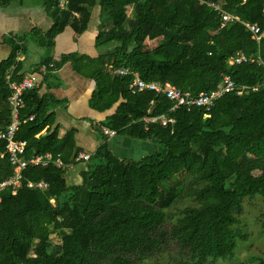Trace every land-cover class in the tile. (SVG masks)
Segmentation results:
<instances>
[{"label":"trees","instance_id":"trees-1","mask_svg":"<svg viewBox=\"0 0 264 264\" xmlns=\"http://www.w3.org/2000/svg\"><path fill=\"white\" fill-rule=\"evenodd\" d=\"M8 1L0 0V6ZM60 1L43 0L52 25L29 33L46 52L38 64L45 67L44 82L48 88L58 86L50 82L58 79L53 73L70 63L94 82L92 110L115 107L95 127L102 143L88 161H80V184L67 186L65 168L29 165L15 194L1 192L0 264H217L231 259L238 242L246 240L235 229L243 200L259 196L264 201V68L258 64L264 63V36L252 39L241 23L264 32V0H64L63 6ZM96 7L98 56L73 53L54 60L56 37L67 27L84 33ZM221 12L239 22L219 29ZM25 38L2 39L10 53L0 62V131L11 120L7 76L11 82L23 78L17 59ZM154 40L156 45L147 49L145 42ZM238 52L254 62L229 64ZM108 67L129 69L144 82H168L194 96L218 89L224 77L246 88L239 96L224 94L209 113L179 108L172 114L175 125L146 126L144 117L167 113L172 103L152 91L132 94L133 76H113ZM23 100L20 120L34 116L17 131L27 143L25 158L50 153L53 161L57 156L69 160L74 132L59 137L57 129L49 130L54 113L48 111L60 101L39 97L37 88L25 92ZM101 127L129 139H154L156 152L137 162L120 160L108 149ZM1 154L0 183L12 175L2 140ZM40 181L46 189L26 187ZM186 198L196 205L179 215L171 211ZM52 235L58 242L51 241Z\"/></svg>","mask_w":264,"mask_h":264},{"label":"crops","instance_id":"crops-1","mask_svg":"<svg viewBox=\"0 0 264 264\" xmlns=\"http://www.w3.org/2000/svg\"><path fill=\"white\" fill-rule=\"evenodd\" d=\"M96 9L98 10V21L93 27ZM99 15V8H94L88 27L81 35L75 34L69 27L58 35L52 50L53 59L58 61L62 55L73 53L96 58L100 53L94 46V38L101 22ZM51 25L52 21L45 12L43 0H9L0 6V62L6 59L10 53L9 46L2 43L3 37L26 35L25 40L21 42L23 51L17 59L23 63L22 79H30L35 84L39 97L49 95L60 101L58 104H53L48 111L54 113V122L49 130L57 129L59 137H62L67 131H73L75 146L72 154L76 151L75 155L78 153L90 155L102 143L100 134L96 132L95 127L105 117L113 113L115 106L104 113L92 110L89 106V99L94 90V82L74 72L70 63L63 65L53 73V75H57L58 79L57 81L52 79L50 82L53 85L58 84V86L47 87L43 80L45 67H38V64L46 56V52L36 51V54L29 60L27 53L30 48L35 50L36 46L29 35L32 29L45 32ZM33 75H36V78H32ZM46 129L47 127L41 134H44ZM107 142L110 152L120 160L137 162L144 156L156 152V140L154 139L140 141L115 135L111 138L107 137ZM82 169L83 164L80 162L65 168L64 178L67 186L80 184L79 172Z\"/></svg>","mask_w":264,"mask_h":264},{"label":"built area","instance_id":"built-area-1","mask_svg":"<svg viewBox=\"0 0 264 264\" xmlns=\"http://www.w3.org/2000/svg\"><path fill=\"white\" fill-rule=\"evenodd\" d=\"M65 3L64 0L60 1V6ZM218 10V7L214 6ZM239 22L237 17L231 16L227 13L221 12V22L219 29L223 28L227 23ZM246 30L251 33L252 39L258 41L261 36H264V32L261 33L259 27L256 24L247 22H241ZM252 58L246 57L244 54L238 52L229 59V64H241V63H253ZM264 68V63H258ZM109 73L113 76H126L132 75L133 81L129 84L128 90L132 93H140L144 91H152L156 94H163L171 103L172 106L167 113L151 116L147 115L142 119L145 125L157 123L161 127L173 126L176 123L175 118L172 114L179 108H185L190 111L192 108L203 109L206 113H209L211 108L224 94L235 92L236 95H241L242 90L246 87H236L233 81L229 77H224V82L218 89L201 92L198 95H192L190 92H182L175 88L168 82L162 83L158 81L144 82L138 77L136 72L130 71L129 69H113L108 68ZM8 85L10 89V95L7 98L8 106L11 110V120L8 126L0 131V140L5 142V154L8 157L9 163L12 167V175L5 181L0 183V194L5 189H10L11 194H15L16 191L21 187L23 180V172L29 165L46 167L49 164H53L57 168H67L74 165L76 162L88 161L90 155L78 153L75 157L69 160H64L61 156L53 161L51 154L47 153L44 156H36L30 159L25 158L26 141L17 137V131L22 122L32 121L33 115L27 117L25 120H20V111L24 107L23 96L24 93L35 88V84L27 78L21 81L14 82L9 81L7 76ZM264 85V82L263 84ZM253 88L252 90H254ZM150 112V110H149ZM207 116V115H205ZM102 134L108 138L114 137L115 132L101 128ZM4 154H1L2 157ZM26 187L29 189L44 190L47 188V184L43 181L40 182H28ZM1 202V196H0Z\"/></svg>","mask_w":264,"mask_h":264},{"label":"rangeland","instance_id":"rangeland-1","mask_svg":"<svg viewBox=\"0 0 264 264\" xmlns=\"http://www.w3.org/2000/svg\"><path fill=\"white\" fill-rule=\"evenodd\" d=\"M93 20V27L96 26L98 21V10L96 9ZM130 13V8L127 9V14ZM96 20V21H95ZM95 29V28H94ZM145 46L147 49L156 45L157 40L146 41ZM37 52L44 51L41 48L35 46V50L29 49L27 53V59L29 60ZM99 52V50H98ZM32 78H36L33 75ZM151 154V153H150ZM254 175H259L258 171H254ZM196 203L186 198L176 204L171 211L176 215L187 206H195ZM264 201L261 197L255 196L254 198L243 200V208L241 214L238 216V224L235 229H238L241 233L246 235V240L239 241L235 250L234 256L231 259L225 261H218L217 264H259L255 260L264 261ZM53 243L58 242L54 235L51 236ZM147 264H150L149 262Z\"/></svg>","mask_w":264,"mask_h":264},{"label":"water","instance_id":"water-1","mask_svg":"<svg viewBox=\"0 0 264 264\" xmlns=\"http://www.w3.org/2000/svg\"><path fill=\"white\" fill-rule=\"evenodd\" d=\"M75 153H76V151L73 152V154H72V159L75 157Z\"/></svg>","mask_w":264,"mask_h":264}]
</instances>
